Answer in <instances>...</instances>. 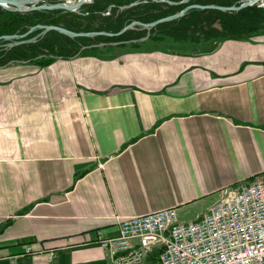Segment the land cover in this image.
I'll return each instance as SVG.
<instances>
[{
    "label": "crops",
    "instance_id": "0c3cea01",
    "mask_svg": "<svg viewBox=\"0 0 264 264\" xmlns=\"http://www.w3.org/2000/svg\"><path fill=\"white\" fill-rule=\"evenodd\" d=\"M134 40L0 66V264H112L116 216L195 220L264 174V28Z\"/></svg>",
    "mask_w": 264,
    "mask_h": 264
},
{
    "label": "built area",
    "instance_id": "2783aa9c",
    "mask_svg": "<svg viewBox=\"0 0 264 264\" xmlns=\"http://www.w3.org/2000/svg\"><path fill=\"white\" fill-rule=\"evenodd\" d=\"M219 194L189 222L174 208L116 216L118 236L97 243L112 264H138L154 251L159 264H264V174Z\"/></svg>",
    "mask_w": 264,
    "mask_h": 264
},
{
    "label": "trees",
    "instance_id": "16d2710c",
    "mask_svg": "<svg viewBox=\"0 0 264 264\" xmlns=\"http://www.w3.org/2000/svg\"><path fill=\"white\" fill-rule=\"evenodd\" d=\"M201 4H214L218 6H231L232 4H223L220 2H206L198 0ZM161 8L159 4H147L123 10L118 13L113 19L106 23L105 27L100 26V31L118 32L132 20L141 21L143 23L151 22L166 16H169L178 11L179 8L168 6ZM180 10V9H179ZM6 13V12H5ZM8 14L5 20L0 21V35H12L15 33L25 32L21 28L22 19L15 14ZM12 19H17L20 23L13 25L10 22ZM215 21H219L221 30H215L213 35L219 39L225 38H242L244 36L258 32L264 26V10L257 7H248L238 12H220L216 10L197 11L192 10L179 20H174L168 23H163L154 28L150 38H153L156 33L172 38L178 42H198L200 38L206 39L209 37V32ZM10 23L8 28H3L5 23ZM48 24L57 23L53 20ZM70 30V29H69ZM130 32L122 34L116 41H129L133 38L127 37ZM54 35V41L50 42L47 39L36 43L21 45L14 50L5 54L0 53V63L4 64L11 59L20 61H29L41 55H56V56H73L78 48L77 41L69 39L63 35L51 31ZM154 34V35H153ZM55 46V47H54ZM57 52H53L54 50ZM3 56V57H2Z\"/></svg>",
    "mask_w": 264,
    "mask_h": 264
},
{
    "label": "rangeland",
    "instance_id": "374dc122",
    "mask_svg": "<svg viewBox=\"0 0 264 264\" xmlns=\"http://www.w3.org/2000/svg\"><path fill=\"white\" fill-rule=\"evenodd\" d=\"M182 1L183 0H93L92 3H89L87 5H83L79 9L80 13H78V14L77 13L64 12L61 10L32 11V12H27V13H23V14H16V13L7 12V11L0 8V21L5 20L8 17L7 13L15 14V15L19 16L23 21L21 23V28H24L25 32L15 33V34H24L31 27H33L35 25H54V24H48L47 23L50 20L55 21L57 23V26L62 27V28L67 29V30L70 29L69 31H72V32H77V33L105 32V33L115 34L117 32L100 31L99 28H100V26L105 27L106 23H108L111 19H113L118 13L122 12L123 10L130 9L132 7H134L133 9H135L137 6H140V5H147V4H155L156 3V4H159L161 6V8L162 7L166 8L163 5L167 4L168 6L179 8L180 10L178 9V11L175 12V13H178L182 9H184L185 7H187L189 5H214V4H210V3L209 4H201V3L197 2L198 0H189L187 3H180ZM202 1L220 2L223 4H230L231 3L232 4L231 6H238L239 5L238 0H202ZM54 2L55 1H43V2H39L38 4H40V3H46L47 4V3H54ZM170 3H180V4L171 5ZM126 6H130V7L124 8ZM215 6H218V5H215ZM222 7H230V6H222ZM192 10H196V9L188 10L187 13H189ZM197 11H206V10H197ZM216 11H218V10H216ZM232 12H235V11H232ZM175 13H173V14H175ZM187 13H185V15ZM173 14H171V15H173ZM179 19H181V18H179ZM179 19H177V20H179ZM10 21H13V22H10L13 25H17V23H20V21L17 19H12ZM133 21H137V20H132L128 24H130ZM154 21H156V20H154ZM137 22L143 23L141 21H137ZM151 22H153V21H151ZM151 22H147V23H151ZM10 23L7 22L2 27L8 28ZM54 26H56V25H54ZM156 26H158V25H156ZM155 27L150 29L148 32L147 30L142 29V27H140V26H135L134 27L135 29L125 31L124 33L130 32L129 35H127V37H130V38H133L136 40L142 39V38L146 39L148 33H149V35H148L149 37L152 35L151 32L154 30ZM263 28H264V26H263ZM215 30H221L219 21H215L213 23L209 34H207V35H209V37H206V39H204L202 37V38H200L199 42H202V41H204V42L205 41L215 42V41L222 40V39H219L217 37L212 36ZM50 32H47L44 36H42L41 38L36 40V42L44 40V39H47L50 42L56 40V39H54L55 37H53L54 35L50 34ZM38 33H40V30H34L32 33L28 34L26 36V38H32V37L36 36ZM124 33H122V34L124 35ZM122 34L118 35V36H114V37L96 36V37H92V38H85V37L75 38L73 40H78L77 41L78 48H77L74 55L83 51L84 47L92 48V47H95L98 45H109V44H114V43H123V44L125 43L126 44L129 42H132L131 40L124 41V42L123 41L122 42L116 41L118 38H120V36H122ZM0 36H2V35H0ZM153 38H154V40L151 41L153 43V45H160V46L161 45H163V46H165V45L169 46L170 45V46H173L177 43L172 38L166 37V36L162 35L161 33L155 32V35ZM36 42H34V43H36ZM140 42H142V41H140ZM6 43H8V42L0 40V51L3 53V56L5 54L7 55V53L10 52L11 50H14L15 48L21 46V45H16L14 47L7 48L4 46ZM29 44H32V43H29ZM25 45H27V44H25ZM53 52L56 53L57 50L55 49ZM44 56L47 59L48 57L54 56V55H48L47 54V55H41V57L40 56L39 57L42 59H45ZM61 57H71V56H61ZM29 61H31V60H29ZM14 62H20V60L11 59L4 64L0 63V66H5L9 63H14ZM202 204L203 203L195 204L194 206H192L189 209V211L183 210L181 212L182 219L180 221L181 222L193 221L192 218H194V216H195L194 212H196Z\"/></svg>",
    "mask_w": 264,
    "mask_h": 264
},
{
    "label": "water",
    "instance_id": "95a60500",
    "mask_svg": "<svg viewBox=\"0 0 264 264\" xmlns=\"http://www.w3.org/2000/svg\"><path fill=\"white\" fill-rule=\"evenodd\" d=\"M43 1H55L54 3H40ZM93 0H0V8L11 13L16 14H23L27 12L32 11H52V10H61L64 12H70V13H80L79 9L83 5H87L89 3H92ZM189 0H183L180 3H187ZM239 5L238 6H230V7H222V6H215V5H189L182 9L180 12L175 13L173 15L158 19L156 21H153L151 23H140L137 21H133L130 24L124 26L119 32L112 34V33H105V32H87V33H77L72 32L67 29H64L59 26L54 25H35L31 27L26 33L24 34H12V35H2L0 36V40L6 41L4 46L7 48L14 47L16 45H25L29 43H34L36 40L44 36L47 32L54 31L61 35H64L70 39H75L79 37H85V38H92L96 36H105V37H114L121 35L125 31L135 29V26H140L142 29H145L149 32L150 29L155 27L156 25L171 22L173 20H177L179 18H182L185 13H187L188 10L196 9V10H218L221 12H232V11H240L242 9L248 8V7H257L260 9H264V0H238ZM180 3H170L171 5H177ZM130 6H126L124 8H127ZM34 30H40V33H38L36 36L32 38H26V36L30 33H32ZM149 33L147 34V36ZM144 38L134 40V42H140L143 41ZM112 45V44H109ZM89 48V47H84Z\"/></svg>",
    "mask_w": 264,
    "mask_h": 264
},
{
    "label": "bare ground",
    "instance_id": "6f19581e",
    "mask_svg": "<svg viewBox=\"0 0 264 264\" xmlns=\"http://www.w3.org/2000/svg\"><path fill=\"white\" fill-rule=\"evenodd\" d=\"M86 1H89V0H86Z\"/></svg>",
    "mask_w": 264,
    "mask_h": 264
}]
</instances>
